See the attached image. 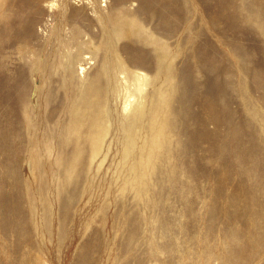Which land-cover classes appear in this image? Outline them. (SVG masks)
Instances as JSON below:
<instances>
[{
	"label": "rangeland",
	"instance_id": "obj_1",
	"mask_svg": "<svg viewBox=\"0 0 264 264\" xmlns=\"http://www.w3.org/2000/svg\"><path fill=\"white\" fill-rule=\"evenodd\" d=\"M0 264H264V0H0Z\"/></svg>",
	"mask_w": 264,
	"mask_h": 264
},
{
	"label": "bare ground",
	"instance_id": "obj_2",
	"mask_svg": "<svg viewBox=\"0 0 264 264\" xmlns=\"http://www.w3.org/2000/svg\"><path fill=\"white\" fill-rule=\"evenodd\" d=\"M86 100L87 99H85V102L84 103H86ZM92 105H94V102L92 103ZM142 104L141 103H139L136 107H135V116H134V119L133 120H135V121H139V119H140V115H137L138 113H140L141 111H142V106H141ZM97 108V107H96ZM80 111H81V113H83V116H87V115H89L87 112H86V104H84L80 109H79ZM99 113H100V111H99ZM98 117V116H97ZM97 117L96 118H94V121H93V123H92V125H94V127H95V129H96V132L92 129V126L91 127H87V128H90V129H88L87 131H88V133L91 135V134H93V132H95L94 133V135H93V139L95 140L96 139V137H98L99 135H100V141H101V139H102V137H103V133H105L106 131H107V129L105 128V125L102 123L101 124V120H100V117L97 119ZM133 120H131V121H126V123H124V127H123V129H124V131L125 132H132V133H134L133 132V127H134V125H133ZM155 121V118H152V120H151V122H150V127H149V130H151V131H154L155 129H156V127H157V124H156V122H154ZM141 127H137V131H139L140 132V129H143L144 127L142 126V125H140ZM142 133V132H141ZM96 136V137H95ZM97 143V142H96ZM98 143H100V142H98ZM94 150V153L96 152V151H98V147L97 148H94L93 149Z\"/></svg>",
	"mask_w": 264,
	"mask_h": 264
}]
</instances>
